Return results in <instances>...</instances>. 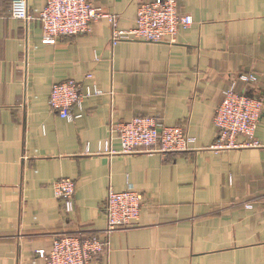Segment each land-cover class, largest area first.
Instances as JSON below:
<instances>
[{
  "label": "crops",
  "instance_id": "crops-1",
  "mask_svg": "<svg viewBox=\"0 0 264 264\" xmlns=\"http://www.w3.org/2000/svg\"><path fill=\"white\" fill-rule=\"evenodd\" d=\"M26 1L37 13L48 0ZM91 1L129 31L152 0ZM176 2L193 23L173 43H112L100 19L43 44L40 22L13 19L12 0H0V264H45L37 252L60 235L103 238L108 189L128 187L142 196L139 220L91 264H264V0ZM250 74L254 84L239 81ZM69 80L101 91L72 122L48 103ZM230 85L262 101L260 147L216 153L213 117ZM138 115L182 127L193 148L104 153L110 136L120 151L112 127ZM64 178L75 185L68 215L53 191Z\"/></svg>",
  "mask_w": 264,
  "mask_h": 264
},
{
  "label": "built area",
  "instance_id": "built-area-1",
  "mask_svg": "<svg viewBox=\"0 0 264 264\" xmlns=\"http://www.w3.org/2000/svg\"><path fill=\"white\" fill-rule=\"evenodd\" d=\"M10 15L13 19L30 23L36 19L41 24L43 44H54L59 38H72L86 34L91 23L106 19L112 29V43L130 40L145 43H173L179 31L188 29L193 21L189 15L181 14L176 0H152L137 7L135 26L129 31L117 29L118 17L104 14L95 8L91 0H48L44 9L34 13L26 0H12ZM254 75H240L245 85L256 82ZM101 91L69 80L54 84L48 99L50 110L60 119L72 122L82 116L83 102ZM77 108L78 113L74 112ZM262 112L259 98L237 92L230 85L223 93V99L215 110L213 124L216 129L214 143L209 150L219 153L244 148L260 147L255 132ZM120 143V151L110 150L109 140L102 144L107 154H176L191 150L195 139L180 126H165L156 117L138 115L131 120L112 127ZM242 140V141H240ZM99 154L102 149L99 148ZM55 197L61 203L62 213L68 215L74 210L75 185L64 178L53 184ZM142 208V196L128 187L121 192L108 189L103 212L106 225L103 238L99 235L78 237L60 235L53 239L48 253L38 251L45 264H91L105 253L108 238L116 231L136 225Z\"/></svg>",
  "mask_w": 264,
  "mask_h": 264
}]
</instances>
